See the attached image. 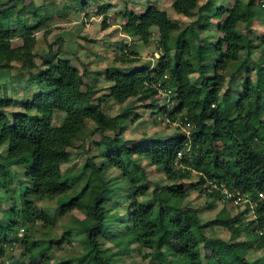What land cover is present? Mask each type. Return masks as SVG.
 Returning a JSON list of instances; mask_svg holds the SVG:
<instances>
[{"label": "trees", "instance_id": "obj_1", "mask_svg": "<svg viewBox=\"0 0 264 264\" xmlns=\"http://www.w3.org/2000/svg\"><path fill=\"white\" fill-rule=\"evenodd\" d=\"M12 1L0 0V6ZM91 1L98 0H80L81 9L88 10ZM200 1L173 0L172 7L178 15L198 9L201 16ZM49 7L19 0L0 10V71L18 62L38 85L10 115L7 108L15 100L0 84V197L9 198L0 216V257L20 245L24 264H125L143 249L150 264H264V253L249 256L264 252V33L254 38L251 26L264 0L221 4L198 25L185 26L155 1L143 12L125 8L124 33L135 43L155 41L159 56L145 59L135 46L121 47L104 69L105 89L87 83L80 68L63 57L61 38L59 49L51 43L43 63L37 62L38 33L51 13L62 12L56 6L44 16ZM111 8L105 4L95 13L104 16V29ZM214 17L219 36L211 31ZM258 47L263 50L256 66L247 65L245 80L232 87ZM112 101L121 106L116 115L105 108ZM138 107L185 132L128 142L127 123L142 117L131 114ZM96 131L98 154L64 171L75 143ZM150 167L168 183L153 180ZM194 191L211 199V208L218 201L236 204L239 195L248 208L233 212L225 204L206 221L189 201ZM56 199L61 200L55 213L41 204ZM251 208L254 216L246 223ZM214 225L231 239L207 233ZM244 228L251 238L237 240ZM204 246L210 249L206 257Z\"/></svg>", "mask_w": 264, "mask_h": 264}, {"label": "rangeland", "instance_id": "obj_2", "mask_svg": "<svg viewBox=\"0 0 264 264\" xmlns=\"http://www.w3.org/2000/svg\"><path fill=\"white\" fill-rule=\"evenodd\" d=\"M37 5L50 4V9H47L44 13V16H48L51 11L55 9L56 6L62 8V12H66V15L61 14L62 12H53L49 15L50 20L47 22L43 31L38 33L39 42L36 46L37 52V62L39 64L43 63V57L51 49L50 45L53 43V48L55 51L59 49V43L57 42L58 38H61L63 57L69 58L77 65L81 72L84 73V79L87 83H95L98 87L106 88L108 86V81L104 74V69L112 62L113 57L119 52L121 47H126L131 45L135 46L140 53L143 54L144 58H148L152 55L156 57L159 56L157 53V43L155 41L150 44H144L137 41L134 42L135 38L127 36L123 30V16L120 14L125 8L129 7L136 11H145L147 8V3L150 0H98L91 1L90 8L86 11L81 9L80 0H35ZM158 2L161 7L165 8L166 11H169V16L175 20H179L183 26L190 23H195L198 25L203 21V17L209 12H211L212 7L221 6V4L231 5L234 0H214V3L211 4L210 0H201L200 4L204 6L203 15H200L198 9H196L191 15L182 16L173 9L172 2L173 0H151ZM112 4V8L108 11L110 21V26L106 29L102 27L103 15L95 14L96 11L105 4ZM263 13V11H262ZM48 14V15H47ZM88 14V15H87ZM264 14V13H263ZM260 14L256 17L258 20H263L259 17ZM255 19V20H256ZM212 30L216 31V21L214 17L212 19ZM255 27V28H253ZM50 28L51 32L45 34L44 30ZM252 36L256 38L257 34H262L264 32V22L255 21L252 23ZM258 29V32L255 31ZM15 42L17 44L22 42V38L18 37ZM261 54L260 50H255L252 58H250L246 63H243V66L236 72L233 80L232 87L236 84H240L245 80L246 68L248 66H256V59ZM245 64V65H244ZM20 63L16 62V66L12 69H6L0 71V84L7 86V91L10 96L14 97L15 103L7 108V112L11 115L14 111L20 110L21 107L19 103L23 100L26 92L28 90L38 89V85L33 83L29 78V73L23 71L19 68ZM254 69V68H253ZM212 72V69L208 70ZM253 79L257 78V73L255 69L251 73ZM192 79L196 84L200 83L199 73L192 75ZM241 88V87H240ZM104 89H101L96 93V95L103 94ZM230 93L234 94V89H230ZM169 97L164 95L162 100L163 103H168ZM120 105L114 101L107 103L105 108L111 115H116L120 111ZM132 116H142L137 120L133 125L129 122L127 123V129L125 131V138L128 142L134 143L139 140L145 139L149 136H170L179 132H185V129L178 128L176 124L172 127H168L165 121H163L161 114L153 115L150 110L138 107L132 111ZM157 120V121H156ZM56 122H60L59 117H57ZM177 123V122H176ZM93 127V124H91ZM100 138V133L91 134L87 137L85 142L77 141L75 148L71 150V162L63 166L64 171L77 170L88 158L90 155H97L98 148L96 147V142ZM5 147L0 146V152H2ZM98 162H101L102 159L98 158ZM17 171L18 168L13 167ZM111 172L115 170L111 169ZM149 172L155 181L167 182L162 172H155L154 169L149 168ZM20 174H16V178L21 179ZM168 183V182H167ZM77 189L73 192L75 193ZM244 197V196H243ZM191 200L189 201L201 212V216L204 220L213 219L220 209L226 206L231 209L233 212L246 211L248 208L247 202L242 199V202L237 206L233 202L218 201L216 205L211 208L209 203L211 199H208L204 194H199L194 191L191 194ZM61 200V199H60ZM60 200H50L42 202V206L47 210L55 213L57 212V202ZM9 203V198L7 196L0 197V216H2V210L4 207H7ZM81 215L80 213H78ZM82 216V215H81ZM254 216V209L246 214V223L250 222ZM245 228L247 227L244 224ZM243 229L242 234L237 238V240H248L251 236L246 233L247 229ZM207 233L210 235H219L223 236L227 240L231 239V235L227 233V230L219 225H214L207 228ZM76 244V243H75ZM210 249L203 247V255L206 257V253H209ZM22 249L20 245L15 246L13 249H10L6 252L3 257H0V264H24L26 259L21 255ZM148 252L147 249H143L142 253L138 250H134L132 256L128 257L125 261V264H150L151 258H143V253ZM60 254H63V251H59ZM264 252H258L253 250L249 256L258 257Z\"/></svg>", "mask_w": 264, "mask_h": 264}, {"label": "crops", "instance_id": "obj_3", "mask_svg": "<svg viewBox=\"0 0 264 264\" xmlns=\"http://www.w3.org/2000/svg\"><path fill=\"white\" fill-rule=\"evenodd\" d=\"M149 2H150V1H149ZM149 2H148V3H149ZM148 3H147V5H148ZM137 12H138V11H137ZM139 12H142V11H139ZM263 13H264V10H263ZM263 13H262V11H259V12H257V14H255V16H254V18H253V20H252V22H251V26H252V23L255 22V21H258V22H264V14H263ZM258 14H260L259 17H261L263 20H258V19H256V17L258 16ZM212 19H213V18H212ZM216 19H217V18H216ZM255 19H256V20H255ZM218 21H219V20L217 19V21H216V23H215L216 25L218 24ZM216 27H217V26H216ZM211 28H212V25H211ZM253 28H255V27H253ZM211 31H212V34H214V35H216V36H219L218 31H214V30H211ZM255 31L258 32V29H255ZM263 33H264V32H263ZM263 33H262V34H263ZM262 34H257V35H262ZM257 50H260V51H261V50H263V49H262V47H258ZM254 51H255V50H254ZM261 52H262V51H261Z\"/></svg>", "mask_w": 264, "mask_h": 264}, {"label": "built area", "instance_id": "obj_4", "mask_svg": "<svg viewBox=\"0 0 264 264\" xmlns=\"http://www.w3.org/2000/svg\"><path fill=\"white\" fill-rule=\"evenodd\" d=\"M223 192L225 193V195L227 196H232L231 192H229L227 189H223ZM243 197L241 195H239L238 197L235 198V203L236 204H239L241 201H242ZM23 230V229H22ZM21 230V232H22ZM263 233H264V230H263Z\"/></svg>", "mask_w": 264, "mask_h": 264}, {"label": "water", "instance_id": "obj_5", "mask_svg": "<svg viewBox=\"0 0 264 264\" xmlns=\"http://www.w3.org/2000/svg\"><path fill=\"white\" fill-rule=\"evenodd\" d=\"M19 0H13L12 2H10L9 4L0 6V10H5V9H9L11 7H13Z\"/></svg>", "mask_w": 264, "mask_h": 264}]
</instances>
